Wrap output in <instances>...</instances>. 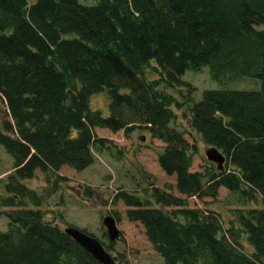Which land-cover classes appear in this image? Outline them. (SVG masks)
Masks as SVG:
<instances>
[{"label": "trees", "instance_id": "trees-1", "mask_svg": "<svg viewBox=\"0 0 264 264\" xmlns=\"http://www.w3.org/2000/svg\"><path fill=\"white\" fill-rule=\"evenodd\" d=\"M261 28L264 0H0V147L12 160L0 179V209L12 208L0 264H99L64 233L62 220L46 223L40 210L65 181L61 168L81 172L94 153L111 154L97 129L142 130L163 145L158 165L174 177L177 196L148 182L119 191L112 203L141 225L164 264H264ZM203 68L221 89L195 100L182 78ZM147 69L157 79H147ZM246 80L259 89H225ZM100 94L107 115L90 107ZM175 110L186 117L184 131ZM194 135L222 153V171L209 162L192 171ZM39 174L53 186L45 196L26 185ZM220 190L241 202L226 224L216 211L189 207L190 199L217 201ZM112 259L129 264L120 254Z\"/></svg>", "mask_w": 264, "mask_h": 264}, {"label": "rangeland", "instance_id": "rangeland-1", "mask_svg": "<svg viewBox=\"0 0 264 264\" xmlns=\"http://www.w3.org/2000/svg\"><path fill=\"white\" fill-rule=\"evenodd\" d=\"M260 30H264V28ZM145 77L153 80L157 79L158 76L155 71L147 69ZM182 80L195 88V100H199L205 90L221 89L219 85L210 80L207 68H203L197 73L186 72ZM255 82L246 80L237 83L235 86L229 85L225 89L258 90L259 83ZM166 91L176 100L181 101L176 91ZM90 107L92 110L101 112L102 115H107L108 101L105 94L94 96ZM175 113L177 115L176 127L184 131L186 129V117L182 111L175 110ZM1 116L2 104L0 102V119ZM95 134L99 138L111 141L114 147L113 151L111 154L106 152L94 153V163L81 172H76L67 167L61 168L58 175L65 178V181L58 182L55 192L45 200L40 209L45 215V222L59 223L62 220L65 223L60 225L62 230L72 227L94 235L97 240L105 245L106 252L112 258H117L120 254L129 264H164L147 241L141 225L127 221L125 217L126 208L121 202L116 205L112 203L119 191L132 193L135 190H142L148 182L163 190L170 186L171 193L177 196L174 177H167L158 165L157 155L163 145L153 140L146 131L142 130L132 131L128 136H125L123 132L112 134L107 130L97 129ZM187 138L191 140L189 137ZM192 140L197 146L192 171H202L209 166L205 158V152L209 148L195 135ZM11 161L4 149L0 147V179L5 180V176L10 173ZM49 181L51 180H47L39 174L35 179L26 182V185L35 189L39 195L45 196L46 192L53 188ZM88 192L90 195L87 194ZM188 203L191 208L210 209L218 212L224 224L231 218L230 210L241 208V202L237 196L229 194L225 190L219 191V196L215 202L205 200L202 203L190 199ZM248 206L253 207L254 205L250 203ZM11 210L12 208L0 209V233L7 229L8 221L4 213ZM114 212L120 216V221L116 222L120 236L112 242L113 247L110 249L108 248L110 243L108 238L103 236L106 232L102 226V220L107 216L114 218L112 215Z\"/></svg>", "mask_w": 264, "mask_h": 264}, {"label": "water", "instance_id": "water-1", "mask_svg": "<svg viewBox=\"0 0 264 264\" xmlns=\"http://www.w3.org/2000/svg\"><path fill=\"white\" fill-rule=\"evenodd\" d=\"M205 158L209 163L216 166L218 171L223 170L225 157L215 148H209L205 152ZM109 242H114L119 238V231L114 218L107 216L102 220ZM64 233L71 238L76 245L83 249L92 259L99 264H116L112 257L104 250L102 245L94 238L84 234L80 230L72 227L65 228Z\"/></svg>", "mask_w": 264, "mask_h": 264}]
</instances>
